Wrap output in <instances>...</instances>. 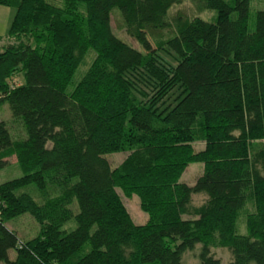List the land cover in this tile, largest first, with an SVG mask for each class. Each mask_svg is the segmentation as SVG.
Here are the masks:
<instances>
[{"label":"trees","instance_id":"trees-1","mask_svg":"<svg viewBox=\"0 0 264 264\" xmlns=\"http://www.w3.org/2000/svg\"><path fill=\"white\" fill-rule=\"evenodd\" d=\"M61 1L0 0L14 10L0 107L22 130L12 137L0 120V170L21 171L0 182V264H181L196 244L198 264H264V9L251 18L250 0H201L214 19L175 15L164 38L180 0ZM112 9L141 49L113 34ZM88 50L95 58L71 85ZM190 163L200 174L179 182ZM28 185L60 191L38 203ZM118 190L139 198L145 222H133ZM195 194L205 199L190 207ZM24 213L39 227L30 238L7 227ZM71 217L74 228L61 229Z\"/></svg>","mask_w":264,"mask_h":264},{"label":"rangeland","instance_id":"rangeland-1","mask_svg":"<svg viewBox=\"0 0 264 264\" xmlns=\"http://www.w3.org/2000/svg\"><path fill=\"white\" fill-rule=\"evenodd\" d=\"M53 6H62L61 0H47ZM3 9H0L2 13L0 14V49L6 45L8 42L7 39V22L10 20L11 15H13V8L1 5ZM257 9H264V0H250L249 4V12L252 18L253 13ZM114 11V12H113ZM111 18H110V28L113 34L118 37L123 42L128 45L141 49L140 44L131 37L125 30L123 23L121 21L120 15L116 9L111 10ZM175 15H180L183 19H192L194 17L200 18L204 21H212L215 16V11L207 9L203 7V3L201 0H180L177 3L170 5L167 10V19L171 21L170 27L168 29H164L161 32L162 37H170L174 34L175 25L173 21V17ZM165 57V56H164ZM95 58V53L92 50H88L82 59L80 60L78 66L74 71V75L71 80V85L75 83L87 70L93 59ZM167 58V57H165ZM21 80V75H17L15 81L19 82ZM71 86L69 87V89ZM0 120L6 122L8 129L12 137L20 138L22 136L21 123L17 121V119H13L7 104H4L0 107ZM202 147L201 142H194L193 148L194 150H199ZM122 152L113 153L112 155H108L107 158L111 164V168L116 166L122 158ZM202 169L201 163H190L185 168L184 172L179 177V182H184L186 184H192L195 178L200 174ZM21 175V171L18 166L13 163H8L5 167L0 170V182L9 180L11 178H15ZM48 189L45 192L37 191L32 185H28L24 190L38 203H41L46 198L55 197L59 193V188L54 185H48ZM118 194L122 202L125 204L127 211L133 220L134 223L140 224L145 222L146 213H144L140 208L139 198L132 194L129 197H124L122 193L118 190ZM203 194H195L190 196L189 205L190 207L199 206L204 201ZM250 201V200H249ZM69 207L76 211V207H74V203L72 202ZM253 213V207L251 202L246 203L243 208L238 213V218L236 220L237 231L240 233L245 232V220L249 216V214ZM75 226V222L73 217H71L68 221H66L61 229H65L69 231L73 229ZM7 227L13 228L19 237L22 238H30L33 237L38 230V224L34 220L32 216L27 213H24L18 217H15L7 222ZM199 244H196L192 250L185 251L182 256L181 264H198L196 254L199 251ZM210 252L214 255V257L218 258L220 262H225L229 259V252L227 248L220 247L215 245V243H210L209 247ZM12 251V250H10Z\"/></svg>","mask_w":264,"mask_h":264},{"label":"crops","instance_id":"crops-1","mask_svg":"<svg viewBox=\"0 0 264 264\" xmlns=\"http://www.w3.org/2000/svg\"><path fill=\"white\" fill-rule=\"evenodd\" d=\"M0 9H3V8L1 7V5H0ZM1 13H2V11L0 10V14H1ZM13 13H14V12H13ZM12 16H13V15H11V18H12ZM11 18H10V20L7 22V25H8V26H9V23H10V21H11ZM8 26H7V31H8ZM7 31H6V34H7ZM13 255H14L13 251H9V252H8V257H9V258L12 259V258H13Z\"/></svg>","mask_w":264,"mask_h":264}]
</instances>
